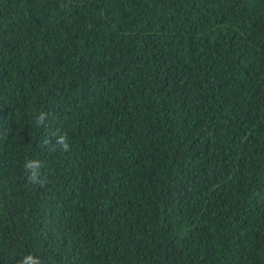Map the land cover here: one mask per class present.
I'll return each mask as SVG.
<instances>
[{
    "label": "trees",
    "instance_id": "obj_1",
    "mask_svg": "<svg viewBox=\"0 0 264 264\" xmlns=\"http://www.w3.org/2000/svg\"><path fill=\"white\" fill-rule=\"evenodd\" d=\"M29 252L264 264V0H0V264Z\"/></svg>",
    "mask_w": 264,
    "mask_h": 264
},
{
    "label": "clouds",
    "instance_id": "obj_2",
    "mask_svg": "<svg viewBox=\"0 0 264 264\" xmlns=\"http://www.w3.org/2000/svg\"><path fill=\"white\" fill-rule=\"evenodd\" d=\"M46 116L43 112L37 113L35 118L36 125H42ZM55 142L51 139H45L44 144L50 146L52 151H64L70 150L69 138L66 134H54ZM42 162L38 159H26L23 164L25 181L29 185H41L43 186L44 181L41 178ZM17 264H43L41 257L34 253H27L17 261Z\"/></svg>",
    "mask_w": 264,
    "mask_h": 264
}]
</instances>
